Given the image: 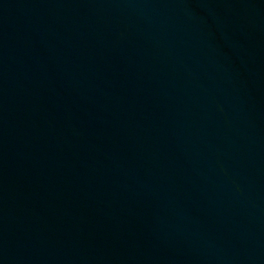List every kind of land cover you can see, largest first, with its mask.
<instances>
[{"label": "water", "instance_id": "water-1", "mask_svg": "<svg viewBox=\"0 0 264 264\" xmlns=\"http://www.w3.org/2000/svg\"><path fill=\"white\" fill-rule=\"evenodd\" d=\"M0 264H264V0H0Z\"/></svg>", "mask_w": 264, "mask_h": 264}]
</instances>
